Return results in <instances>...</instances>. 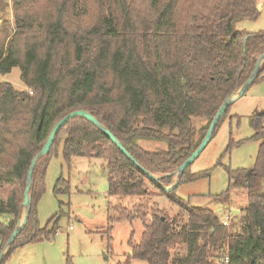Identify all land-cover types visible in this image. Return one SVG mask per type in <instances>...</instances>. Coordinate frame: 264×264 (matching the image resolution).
Segmentation results:
<instances>
[{
    "label": "trees",
    "instance_id": "trees-1",
    "mask_svg": "<svg viewBox=\"0 0 264 264\" xmlns=\"http://www.w3.org/2000/svg\"><path fill=\"white\" fill-rule=\"evenodd\" d=\"M12 2L14 25L5 22L0 29V76L20 68L26 90L17 91L0 80V218H8L0 219V257L19 226L32 162L65 116L80 110L90 113L137 164L87 120L67 122L50 154L34 169L27 225L2 264L26 245L53 240L58 231V217L38 227L37 204L45 192L49 160L60 147L69 165L74 157L106 162L110 199L143 200L133 208L109 202V247L116 222L139 221L144 226L141 241L136 243L133 236L129 241L128 262L264 264V113L251 118L255 138L261 140L255 166L229 170V189L215 198L224 203L232 188L247 189L241 234L223 225L215 210L193 207L177 197L183 182L202 177L190 174L191 166L175 189L164 188L264 56V31L250 33L239 26L259 18L258 0ZM7 4L0 0V12ZM263 73L264 64L244 95L264 81ZM194 118L208 120L197 142ZM141 140L166 142L167 149L147 151L139 145ZM68 183L59 178L57 191ZM148 183L186 213V223L146 201L155 195Z\"/></svg>",
    "mask_w": 264,
    "mask_h": 264
},
{
    "label": "rangeland",
    "instance_id": "rangeland-1",
    "mask_svg": "<svg viewBox=\"0 0 264 264\" xmlns=\"http://www.w3.org/2000/svg\"><path fill=\"white\" fill-rule=\"evenodd\" d=\"M6 1L7 8L0 12V29L5 22L14 25L13 2ZM258 2L263 5L259 18L256 21L241 22L240 29L250 33L264 31V0ZM0 80L12 84L17 91L26 90L21 80L20 68H14L5 77L0 76ZM261 113H264V81L254 84L243 97L231 104L209 144L191 165L189 173L202 177L194 182H183L176 190L177 197L191 206L215 210L220 220L227 222L234 234H241L243 231V209L248 205L247 189L232 188L229 200L224 203L216 202L215 198L229 189L232 182L229 170L249 171L255 166L261 140L255 138L251 118ZM193 125L197 142L202 139L208 120L194 118ZM139 145L151 152L167 149V144L163 141L141 140ZM61 177L69 182V186H61L59 192L57 184ZM177 181L176 174L172 184L166 187L175 186ZM108 188L105 161L74 157L69 165L65 162L60 147L57 154L49 160L45 192L37 204L38 227L45 228L52 219L58 217V231L53 240L29 244L16 250L4 264H148L141 260L128 262L131 237L139 243L144 232V226L139 221L116 222L112 226V244L108 246L106 231L109 202L128 208L143 202L138 198L110 199ZM148 188L155 194L146 200L152 207L164 211L172 219L180 217L182 223L187 222L186 213L173 204L160 189L150 183ZM25 214L24 208L20 222ZM54 224H51V228ZM6 252L7 248L2 255ZM180 252L184 253L183 247Z\"/></svg>",
    "mask_w": 264,
    "mask_h": 264
},
{
    "label": "water",
    "instance_id": "water-1",
    "mask_svg": "<svg viewBox=\"0 0 264 264\" xmlns=\"http://www.w3.org/2000/svg\"><path fill=\"white\" fill-rule=\"evenodd\" d=\"M258 10L260 11V7H258ZM263 61H264V56L259 60V63L255 69V72L252 76V78L248 81V83L241 88L240 92L236 93L235 95H233L220 109V111L218 112V114L216 115V117L214 118V120L212 121L209 130L205 136V138L203 139L202 143L200 144V146L196 149V151L192 154V156L177 170L176 173H174L175 175L177 174V183L175 186L171 187V188H167L164 187L167 191H171L173 189H175L179 182L180 179L183 175V173L185 172V170L191 166L195 160L199 157V155L205 150V148L207 147V145L209 144L210 140L212 139V137L214 136L216 127L218 125V123L220 122L221 117L223 116V114L225 113V111L227 110V108L229 106H231V104L233 102H235L237 99H239L240 97H242L244 95V93L246 92V89L251 85V83L254 81V79L258 76V74L260 73V71L263 68ZM239 94V98L236 97V95ZM74 118H83L85 120H87L89 123H91L92 125H94L95 127H97L99 130H101L112 142L114 145H116L117 148H119V150H121V152L129 159L131 160L133 163L137 164V162L133 159V157L128 153V151L119 143V141L117 140V138L105 127H103L98 120L92 116L90 113L84 111V110H80V111H75L72 112L70 114H68L67 116H65L62 120H60L55 127L53 128L48 141L46 142L43 150L41 151V153L33 160L30 171H29V175H28V185H27V190H26V194H25V203L24 206L25 208H27V212L25 214V217L23 219L22 222L19 223L18 228L16 229V231L14 232L12 238L10 239L9 244L7 245V250L9 249V247L11 246V244L14 242V240L18 237V235L21 233V231L25 228V226L27 225V220H28V215H29V206H30V189H31V185H32V178H33V172L34 169L39 161L40 158L47 156L48 154H50L51 149L54 145V142L56 140V136L58 135V133L61 131V129L67 124V122H69L70 120L74 119ZM153 180H159V178H157L154 175L148 174ZM4 255V254H3ZM3 255L0 257V264H2V260H3Z\"/></svg>",
    "mask_w": 264,
    "mask_h": 264
},
{
    "label": "crops",
    "instance_id": "crops-1",
    "mask_svg": "<svg viewBox=\"0 0 264 264\" xmlns=\"http://www.w3.org/2000/svg\"><path fill=\"white\" fill-rule=\"evenodd\" d=\"M259 7H260V11L263 10V5H262V3H259ZM238 96H239V94L236 95L237 98H239ZM242 97H243V96H242ZM240 98H241V97H240ZM220 211H221V210H220Z\"/></svg>",
    "mask_w": 264,
    "mask_h": 264
},
{
    "label": "built area",
    "instance_id": "built-area-1",
    "mask_svg": "<svg viewBox=\"0 0 264 264\" xmlns=\"http://www.w3.org/2000/svg\"><path fill=\"white\" fill-rule=\"evenodd\" d=\"M223 225L227 226L228 223L224 221V222H223ZM228 262H229V258H226V263H228Z\"/></svg>",
    "mask_w": 264,
    "mask_h": 264
}]
</instances>
